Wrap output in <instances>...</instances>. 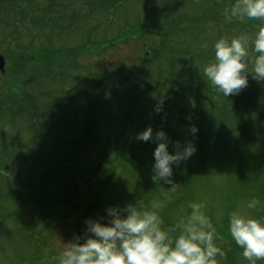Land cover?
Masks as SVG:
<instances>
[{
  "label": "rangeland",
  "instance_id": "1",
  "mask_svg": "<svg viewBox=\"0 0 264 264\" xmlns=\"http://www.w3.org/2000/svg\"><path fill=\"white\" fill-rule=\"evenodd\" d=\"M34 1L7 0L6 4L16 3L21 8L0 9L1 55L16 44L21 49L31 44L34 52L66 51L84 45L88 38L101 44H86L84 52L69 60L59 56L50 67L60 74L56 82L44 78L42 71L34 74L36 79H30L34 82L26 85L33 108L2 110L0 264H58L56 257L63 244L73 234L83 232L85 219L104 215V209L111 205H136L153 192L152 201L170 197L159 210L165 228L178 222L188 202H202L205 214L223 233L218 245L223 246L227 259L232 241L227 233L228 213L236 210L264 215V80L255 81L249 75L247 86L239 91L247 100L246 107L230 108L225 122L218 115L211 125L199 127L200 137L188 135L182 140L194 144L196 150L180 161L181 171L173 166L174 192L167 189L169 185H155L150 180L152 155L135 154L113 172L111 168L117 148L125 146L128 135L135 132L138 122L134 120L139 114L161 104L163 109L174 111H168L165 118L193 114L198 98L209 96L211 88L216 90L203 75L204 65L213 58L214 41L244 31L251 33L260 22L225 19L223 0H101L102 5L98 0ZM34 5L37 10L33 16H41L43 10L51 18L47 22L50 27L36 28L31 20L16 24L23 9ZM104 5L112 8L108 15ZM208 8L211 15L204 17ZM178 18H194L200 25L185 28L186 24L175 23ZM167 32L173 33L165 46L159 40ZM3 35L10 36V42L6 40L9 47ZM19 53L25 55L15 52L13 63H17ZM60 79H65V84ZM2 84L0 79V90ZM145 84L149 89L142 97ZM218 93L216 90L212 95L214 102L219 100ZM96 97L102 100L94 117L96 137L75 153L66 147L65 154L62 140L78 135L84 106L92 105ZM29 115L35 123L45 118H53L55 123L43 122L44 128L39 131L37 126L33 134ZM191 117L195 118L191 124L200 123L196 116ZM122 123L129 124L128 134L109 142L118 135ZM168 125L176 127V123ZM163 127L160 122L156 128L151 126L153 137ZM178 132H183L180 127ZM34 135L39 138L32 139ZM106 143L110 150L101 157L99 149ZM60 169L67 171L60 173ZM48 170L54 172L51 177ZM35 188L41 191L35 193L41 194L30 193ZM252 197L261 201L259 213L246 208ZM226 264L247 263L240 253Z\"/></svg>",
  "mask_w": 264,
  "mask_h": 264
},
{
  "label": "clouds",
  "instance_id": "2",
  "mask_svg": "<svg viewBox=\"0 0 264 264\" xmlns=\"http://www.w3.org/2000/svg\"><path fill=\"white\" fill-rule=\"evenodd\" d=\"M223 15L227 20L260 22L251 33L221 36L212 45L213 58L204 65L203 75L210 86L227 97L245 88L249 75L255 81L264 80V0H234L224 7ZM189 131L194 135L197 129L191 126ZM136 139L155 140L150 180L155 185H169L167 189L174 192L173 166L188 159L195 145L188 143L169 153L166 133L158 130L153 137L151 127L138 133ZM169 200L165 195L152 201L150 208L111 205L104 209V215L85 219L83 232L73 234L63 244L56 257L58 264H218V258L225 254L218 245L222 237L203 211L204 204L188 202L178 222L165 228L159 210ZM260 206L257 197L246 203V208L256 213ZM227 233L247 264L264 260V215L230 211Z\"/></svg>",
  "mask_w": 264,
  "mask_h": 264
},
{
  "label": "trees",
  "instance_id": "3",
  "mask_svg": "<svg viewBox=\"0 0 264 264\" xmlns=\"http://www.w3.org/2000/svg\"><path fill=\"white\" fill-rule=\"evenodd\" d=\"M94 1H96V0H94ZM4 2H5V0H0V7H2L3 5L6 4V3L4 4ZM114 2L117 3L118 0H116ZM114 2L112 3V5H114V8H115L116 4ZM228 2L233 3L234 0H223L221 2V5L227 6L230 4ZM97 3L99 5H102L101 0H98ZM213 3H214V1H213ZM7 7L9 9L15 10V11H17L19 8H21V7H18V4H16V3L7 4ZM209 9L210 8H208V10H206L204 17L206 15H211V12L209 11ZM36 10H37V6H35V5L31 8L27 6L26 9H23V13H20L21 17H19L16 20V22L19 21L20 23H22L24 21L27 22V21L31 20V24L35 23L34 27H36V28L43 27V26H49L50 27V25L48 23L44 22V19H51L48 16V14L42 10L41 16L34 17L33 14ZM104 10H105L106 15H108V12H110V10H112V8H110L108 10L104 5ZM19 12H22V11L20 10ZM173 21H174L173 19L170 20V22H173ZM39 22H41L43 26L38 24ZM175 23L186 24L185 28H194V27L198 28V26L200 25V23H198L197 20H194V18H192V19L191 18H187V19H183V18L181 19L180 18ZM16 24H18V22ZM162 29H165V28H162ZM172 33L173 32H169V33L167 32L166 35H163V37L161 38L162 41L159 40L160 43L162 42V44L165 45V43H167V40L169 39V36H171ZM118 35H116L115 37H118ZM88 39H90V40H87V42L84 45H82L80 47L67 49L66 51H64V50L61 51V50H57V49H53V50L48 49V50L35 51L34 52V50L30 49L32 47V45L28 44V46H30V47H28V46L27 47L31 50V52L27 53L26 52L27 47L24 49H21L19 47V45H17L16 50L22 51V53H25L24 56H22L20 53L17 56L15 55L18 58L17 63H13V60H14L13 52H10L9 54H7V58L8 59L10 58V62H9V66H7V70H6V77H8V79H1L4 82V84H2V88L0 90V119L3 116L2 110L8 111L9 109L12 108L14 110V112H15V110H16V112H19V111L25 110V107H27V105L29 107L33 108L34 107V106H32L33 97L31 95H29V93L26 89V85L29 82H31V83L34 82L30 79H36V77H35L36 75H34V74H36L37 72L40 73V71H42L41 74L44 75V78H46L48 81L56 82V79H57V77H60V74L52 72L50 67L52 65H54V63L56 62V60L58 59L59 56L64 58V60H65V57H67L69 60L73 55L78 56L80 53L84 52L86 44H88V45L101 44L100 42L92 41L91 38H88ZM2 42L3 41H1L0 43H2ZM95 43H97V44H95ZM23 47H25V46H23ZM210 58H211V56L209 57V59ZM33 61H34V63H33ZM41 69H43V70H41ZM60 81H61L60 82L61 84H65V82H66L65 79H60ZM148 89H149V84H147V86L145 84V87L142 88L140 91V94L142 95V97H143V95L144 96L147 95ZM60 90H62V89H60ZM112 91L116 92V90H113V89H112ZM210 91H212V92H210V95L208 94L209 96H207L205 94L204 97L198 98V102H196L197 104L194 106V109L192 111L194 113L191 115L189 113L188 114L184 113V114H180V115H176L174 113L175 116L170 117V119H169V118H165L164 115L168 114V111L170 113H173L174 111L170 110V109H163V106H162L163 104H161L157 107L152 106L151 108H146L134 120L135 123L138 122L136 124L137 128H136L135 132H133L131 135H128L127 139L125 140V146L120 147V149L117 148V151L115 152L116 160L114 162V165L111 168L112 172L114 169L120 167L122 161L127 160L129 157H132L135 154L144 153V154L149 155V156L152 155V151H151L152 149L151 148L154 149L155 146L150 147L151 142L141 141L139 146H137V144H136V143H139V141H140V140L136 139V136L144 128L151 127V126H153V128H156L158 126V122H160L164 126L163 131L166 133L168 141H169L168 151H169V153H172L173 152L172 150H176L177 147H179V146L181 147L182 145L186 144L184 141H182V140H184V138L186 136L189 135V138L191 136L197 137V135L199 134L198 130L200 131L199 127H201L205 124L208 126L211 125L212 122L216 120L218 115L220 116V121L225 122L227 120L226 114H228V111H230V108L240 109V108L247 106L246 105L247 100L245 99L244 95L240 94V92L238 94H235V95H230L231 97L229 95L227 97H224L221 93H218L219 100L214 102V100L212 99V95H214V91H216V90L213 91V89L211 88ZM113 92H110V93H113ZM231 98L233 99L232 101H230ZM96 99L97 100H95V102H92V105L87 103L84 106V115L82 118L83 120H80L81 123L83 121L84 122L81 124V126L79 128L78 135H76L72 140H67V141L62 140L61 146H63L64 149H66L65 154L67 151L66 147H72V149H73L72 152L75 153L76 150H78V148H82V147L86 146L89 143V141H91L90 139L93 140L96 137L95 128H96L97 122L95 121L94 117L97 118L96 109L99 106H101L100 103L102 102L100 97L99 98L96 97ZM165 101H166V98H165ZM215 111H218V112L216 113ZM220 112H222V113H220ZM191 116H196V118H198L200 123H197L195 125L191 124V121L195 120V118H192ZM32 118L33 117L29 115L28 121L31 123V125L34 124V127H35V128L33 127L34 128L33 134L37 130L36 129L37 126H39L38 130L41 131L42 128H44L45 122H48L50 124L55 123V119H53V118L49 119L48 121L46 120V118L43 119L44 123L39 122V121L35 123L33 121L34 119H32ZM127 123H129V122H127ZM170 123L171 124L176 123V127L171 128L168 125ZM123 124L124 123H122V125ZM129 124L132 125L133 122L132 123L130 122ZM129 124H127L126 126H124L125 125L124 124L123 127H120L121 129H119L118 135L109 138L108 139L109 142H110V139H112V140H113V138L118 139V136L125 134L126 128L129 127ZM191 126H195L197 129V132L194 135L189 131ZM179 127H180V129H182V131H183L182 133L178 132ZM210 127H212V126H210ZM48 131L49 130H47V132ZM126 134H128V133H126ZM199 137H200V134H199ZM38 138H39V135L38 136L34 135V138H32V139L37 140ZM112 142H117V141L113 140ZM0 148H2V145H0ZM108 150H110V149H108V145L106 143L103 146V148L99 149V152H100L99 155H101V157L106 156ZM77 162H79V161H77ZM177 166L179 167V170L181 171L182 166H183L181 164V162L174 165L175 168H177ZM64 170L65 169H60V173L64 172ZM66 171L67 170H65V172ZM47 173H48V177H51V175L54 174L53 170L52 171L50 170V172L48 170ZM111 175H113V174L111 173L110 176ZM107 177H108V175H107ZM154 193L155 192L148 194L147 196H144L143 200L140 203H138V204L136 203V206L138 208H149V206L151 205L150 203L154 197ZM218 232H219V230H218ZM220 234L222 237L223 233L220 232ZM228 244L229 245H228V250H227V259L224 256L221 258H218V264H226L228 262L229 258H231L233 260V256H236V255L241 253V249L239 247H237L234 242L231 241ZM221 248L223 249V246H221ZM246 263H247V261H246ZM257 264H264V260L257 261Z\"/></svg>",
  "mask_w": 264,
  "mask_h": 264
},
{
  "label": "water",
  "instance_id": "4",
  "mask_svg": "<svg viewBox=\"0 0 264 264\" xmlns=\"http://www.w3.org/2000/svg\"><path fill=\"white\" fill-rule=\"evenodd\" d=\"M4 69V59L2 58V56H0V71L3 72Z\"/></svg>",
  "mask_w": 264,
  "mask_h": 264
}]
</instances>
